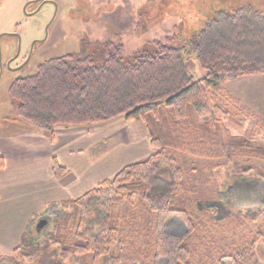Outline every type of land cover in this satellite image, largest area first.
Listing matches in <instances>:
<instances>
[{
    "label": "trees",
    "instance_id": "trees-1",
    "mask_svg": "<svg viewBox=\"0 0 264 264\" xmlns=\"http://www.w3.org/2000/svg\"><path fill=\"white\" fill-rule=\"evenodd\" d=\"M192 44L206 74L198 81L185 73L179 50L160 43L152 54L137 52L132 64L123 62L121 46L108 44L100 66L95 65L91 55L81 51L78 56L51 59L40 65L34 76L13 81L8 94L19 119L42 130L50 142L55 139V128L99 125L122 118L125 122L143 123L154 153L144 161L126 166L113 179L102 182L81 198L54 205L59 214L48 219L40 232L35 231V224L41 215L36 216L19 247L0 262L128 264L132 259L115 250L122 243L113 225L114 209H134L141 203L154 218V224L150 259L140 264H192L190 240L199 230V221L175 205L183 190L184 172L168 150L208 160L225 159L230 184H264V146L223 141L221 125L237 135L243 134L245 127L215 90L217 84L264 76V12L250 6L231 13L220 11L195 34ZM249 124L251 128L258 126L254 121ZM236 152L247 158L243 165L231 162ZM253 160L258 166L250 163ZM3 168L4 160L0 157V170ZM209 169L216 200L198 201L195 209L199 217L208 216L212 223L235 221L239 225L254 224L264 218V198L250 211L227 206L226 188L217 182L215 169ZM163 170L170 182L167 188L155 190L156 177ZM53 175L61 180L66 172L54 162ZM172 218L183 224L182 235L167 232ZM259 236L263 238L256 241L264 248V234ZM256 241L236 248L232 255L224 254L219 264L246 263L253 255Z\"/></svg>",
    "mask_w": 264,
    "mask_h": 264
},
{
    "label": "rangeland",
    "instance_id": "rangeland-1",
    "mask_svg": "<svg viewBox=\"0 0 264 264\" xmlns=\"http://www.w3.org/2000/svg\"><path fill=\"white\" fill-rule=\"evenodd\" d=\"M245 6L264 12V0H0V127L15 122L33 127L19 119L9 97L8 90L14 80L34 76L38 67L51 59L78 56L81 51L91 55L95 65L100 66L108 44L122 47L125 64H132L139 51L156 52L157 43L178 49L187 76L194 81L202 80L206 74L198 64L192 44L195 34L209 25L218 12L231 13ZM215 90L245 127V132L237 135L225 124L221 125L223 141L227 144L248 141L253 147L264 146V76L231 80L217 84ZM119 121L132 127V134L139 133L138 127L143 133L141 121L133 124ZM251 121L258 126L251 128ZM149 151L151 154L154 150L149 148ZM167 152L184 172L183 190L175 205L199 221V230L190 240L194 252L192 264H219L224 254L232 255L236 248H245L258 237L263 238L259 234H264V218L254 224L212 223L208 216L199 217L195 209L198 201L216 200L209 167L215 169L217 182L226 188L227 206L237 210L250 211L262 203L261 181L230 184L226 179L225 159L208 160L184 151ZM237 152L231 162L243 165L247 158ZM250 163L258 166L256 160ZM169 182L170 177L163 170L156 177L155 190L167 188ZM58 214V208L46 213L49 220ZM153 224L154 218L141 203L134 209H114L113 225L122 243L115 250L118 255L132 259L128 264L147 263L150 259ZM167 232L182 235L185 228L172 218ZM243 264H264V248L258 240L253 244V255Z\"/></svg>",
    "mask_w": 264,
    "mask_h": 264
},
{
    "label": "crops",
    "instance_id": "crops-1",
    "mask_svg": "<svg viewBox=\"0 0 264 264\" xmlns=\"http://www.w3.org/2000/svg\"><path fill=\"white\" fill-rule=\"evenodd\" d=\"M121 119L55 128L53 142L36 127L17 122L0 127V157L4 160L0 170V260L11 257L36 216L81 198L126 166L154 153L148 154L145 127L143 133L138 127L139 133L132 134V127ZM54 162L66 172L61 180L53 175ZM0 264L13 263L4 260Z\"/></svg>",
    "mask_w": 264,
    "mask_h": 264
},
{
    "label": "water",
    "instance_id": "water-1",
    "mask_svg": "<svg viewBox=\"0 0 264 264\" xmlns=\"http://www.w3.org/2000/svg\"><path fill=\"white\" fill-rule=\"evenodd\" d=\"M44 216H41L38 219V222L36 224V230L37 232H40L47 224H48V218H43Z\"/></svg>",
    "mask_w": 264,
    "mask_h": 264
},
{
    "label": "flooded vegetation",
    "instance_id": "flooded-vegetation-1",
    "mask_svg": "<svg viewBox=\"0 0 264 264\" xmlns=\"http://www.w3.org/2000/svg\"><path fill=\"white\" fill-rule=\"evenodd\" d=\"M43 218H48V215H45ZM49 219V218H48ZM37 224V223H36ZM36 224H35V231L37 232L36 230Z\"/></svg>",
    "mask_w": 264,
    "mask_h": 264
}]
</instances>
